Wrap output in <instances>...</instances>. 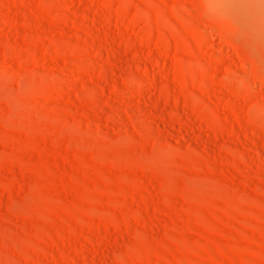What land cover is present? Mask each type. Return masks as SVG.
<instances>
[{"label":"rangeland","instance_id":"1","mask_svg":"<svg viewBox=\"0 0 264 264\" xmlns=\"http://www.w3.org/2000/svg\"><path fill=\"white\" fill-rule=\"evenodd\" d=\"M0 264H264V0H0Z\"/></svg>","mask_w":264,"mask_h":264},{"label":"bare ground","instance_id":"2","mask_svg":"<svg viewBox=\"0 0 264 264\" xmlns=\"http://www.w3.org/2000/svg\"><path fill=\"white\" fill-rule=\"evenodd\" d=\"M212 31V30H211ZM211 33V32H210ZM213 33H214V31H213ZM216 33V32H215ZM212 36V35H211ZM209 38H210V36H209ZM230 49V48H229ZM237 55V54H236ZM44 59V58H43ZM42 61V60H41Z\"/></svg>","mask_w":264,"mask_h":264}]
</instances>
